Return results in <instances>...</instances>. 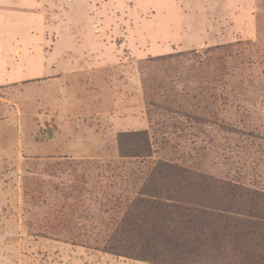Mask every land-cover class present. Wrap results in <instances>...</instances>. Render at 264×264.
I'll return each mask as SVG.
<instances>
[{"label": "rangeland", "instance_id": "374dc122", "mask_svg": "<svg viewBox=\"0 0 264 264\" xmlns=\"http://www.w3.org/2000/svg\"><path fill=\"white\" fill-rule=\"evenodd\" d=\"M0 134V264H156L103 249L154 162L264 195V0H0Z\"/></svg>", "mask_w": 264, "mask_h": 264}, {"label": "trees", "instance_id": "16d2710c", "mask_svg": "<svg viewBox=\"0 0 264 264\" xmlns=\"http://www.w3.org/2000/svg\"><path fill=\"white\" fill-rule=\"evenodd\" d=\"M117 144L122 155L152 153L145 130L118 132ZM132 193L105 251L156 264H197L211 251L264 264V210L254 203L261 193L163 159Z\"/></svg>", "mask_w": 264, "mask_h": 264}, {"label": "crops", "instance_id": "0c3cea01", "mask_svg": "<svg viewBox=\"0 0 264 264\" xmlns=\"http://www.w3.org/2000/svg\"><path fill=\"white\" fill-rule=\"evenodd\" d=\"M1 135V134H0ZM3 135V134H2ZM57 141L63 142L64 138L63 137H58L56 138ZM12 141H5L3 139H0V156H15V143ZM29 151L32 152V149L29 148Z\"/></svg>", "mask_w": 264, "mask_h": 264}]
</instances>
